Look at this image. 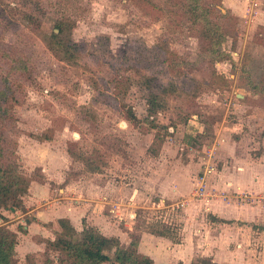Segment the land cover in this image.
I'll list each match as a JSON object with an SVG mask.
<instances>
[{
	"label": "rangeland",
	"instance_id": "obj_1",
	"mask_svg": "<svg viewBox=\"0 0 264 264\" xmlns=\"http://www.w3.org/2000/svg\"><path fill=\"white\" fill-rule=\"evenodd\" d=\"M81 1L87 2V11L75 17L70 32L72 41L81 47L72 59H56L48 47L56 16L45 14L39 28L34 29L32 24L21 20V6L15 4L9 10L7 0H0L4 14L15 21L3 37L5 42L17 41L14 33L17 25L15 28L23 33V40L32 41L29 51L34 56H47L52 65L63 66L70 74L68 85L56 84L46 70H41L37 84L26 87L23 105L16 108L20 170L34 178L44 167L67 172L68 177L73 178L89 175L95 173L89 170L92 167H87L77 156H71L69 146L72 145L75 153L92 160L98 152L102 157L98 159L100 173L104 177L128 184L132 181V187H138L140 197L134 207L138 227L142 231L154 230L155 234L162 231L164 239L171 242L169 245L180 244L178 248L186 254L177 255L182 256L183 262L191 264L200 258L201 251L209 253L212 247L226 248L229 240L231 250L237 247L238 241L246 243L248 236L243 235V231L236 236L234 230L226 229L221 235V229L209 228L208 222H212L209 213L215 204L238 210L250 205L264 211V190L225 188L212 180L224 163L221 159L224 149L220 146L227 138L236 134L253 137L246 146L241 145L238 155L242 162L247 153L254 157L264 153V93L250 89L249 85L259 82L264 73V0H225L226 4L222 0H208L219 3L222 11L232 16L226 40L220 45L225 55L213 61L207 55L198 57V39L190 30L189 21L168 0H152L164 12L150 19L143 18L133 4L122 1ZM20 7V13L15 15L14 8ZM157 42L166 45L181 63L164 65L156 71L154 74L161 87L154 88L144 86L139 74L127 70L131 79L121 100L133 108L136 124L125 119L119 110L92 99L93 80L98 85L102 74L115 73L107 70L106 64L121 68L112 56H117L126 43L152 46ZM144 73L152 74L147 70ZM239 94L245 98L240 99ZM152 95L160 98L161 107L149 116L147 102ZM79 107L87 109L91 121L86 122L79 116L76 112ZM227 151L226 157L231 159L236 150L229 149L228 145ZM208 159L215 170L206 178V196L194 198L198 177ZM177 170L181 171L182 179L188 178L187 186L173 199L160 203L161 179ZM140 171L146 173L145 176ZM221 210L219 208L217 213L224 214ZM7 215L9 209H1L0 225L14 223L7 222L13 218ZM216 223L224 222L216 220ZM18 230L21 231L19 227ZM192 246L197 248L195 253L185 252ZM43 248L35 247V252L25 256L27 250H32L27 243H22L17 261L56 264L55 253H45ZM239 252L230 253L229 264H264V233L258 242L250 241L248 251L241 255ZM155 259L156 264L163 263L158 253Z\"/></svg>",
	"mask_w": 264,
	"mask_h": 264
},
{
	"label": "trees",
	"instance_id": "obj_2",
	"mask_svg": "<svg viewBox=\"0 0 264 264\" xmlns=\"http://www.w3.org/2000/svg\"><path fill=\"white\" fill-rule=\"evenodd\" d=\"M81 0H7L8 9L15 4L22 7L21 20L39 28L40 19L47 14L56 16L54 28L48 41V47L56 55V59H72L80 49L81 44H76L70 38V32L75 24V17L87 11V2ZM122 3L133 4L138 8L141 16L152 17L163 14L164 9L152 0H118ZM169 4L176 7L181 15L186 16L189 28L198 39L199 54L207 55L209 60L221 59L225 54L220 45L226 40L228 23L232 16L228 11L223 12L217 2L208 0H168ZM21 7L13 13L19 14ZM82 9L81 12L79 10ZM38 15V17L36 16ZM142 21V19H141ZM15 24L0 8V211L1 209L24 210L22 197L27 193L29 184L34 178L25 175L20 170L17 154L18 115L17 106L23 105L28 86L37 84V75L41 70H46L47 75L56 84L69 83L70 74L62 66L52 65L47 56H34L29 51L32 41L23 40V33L16 30L17 41L5 42L4 35L10 30V25ZM28 49V50H27ZM112 58L120 63L106 64L107 70L115 71L114 74H102L100 83L93 80L92 99L119 110L123 117L133 124L137 118L133 108L121 99L126 93L130 83L127 70L139 74L144 86L148 88L161 87L159 78L154 73L160 71L164 65H179L175 54L161 42L152 46L126 43L119 54ZM151 71L148 75L144 71ZM164 73V72H163ZM250 89L264 93V73L259 82H250ZM149 116H153L155 109L161 107V100L156 95L147 102ZM76 112L86 122L92 116L85 107L77 108ZM69 146L71 156H77L92 167L91 172H101L98 162L100 154L95 152V160L89 156L84 158ZM88 160V161H87ZM98 163H97V162ZM102 161V160H101ZM225 222V221H223ZM264 230V226H253ZM19 229L23 231L22 227ZM154 231V230H151ZM159 235H165L157 231ZM18 235L6 225H0V264H21L16 258V244ZM139 236L136 235L132 246L124 245L116 236H107L97 228L83 223V229L76 231L69 227L67 233L55 232L53 239H40L44 243L45 253H55L56 264H153V260L137 250ZM28 259V256L26 257ZM45 261H48L46 258ZM49 261L47 264H53ZM27 264V263H26ZM191 264H220L211 257H200Z\"/></svg>",
	"mask_w": 264,
	"mask_h": 264
},
{
	"label": "crops",
	"instance_id": "obj_3",
	"mask_svg": "<svg viewBox=\"0 0 264 264\" xmlns=\"http://www.w3.org/2000/svg\"><path fill=\"white\" fill-rule=\"evenodd\" d=\"M222 3L226 4V1L222 0ZM238 96L242 100L245 98V95L239 94ZM258 116L260 117V115ZM236 135L233 138H227L221 144V149H224L221 153V159L224 163L221 170L214 174L212 180H215L219 186L223 184L225 188L239 186L248 191H263L264 153L255 157L247 153L242 162V159H239L240 155H238L241 153V145H245L248 141L250 143L253 137L245 134ZM228 145L229 149L236 150L231 159L226 157L229 153L227 151ZM140 172L145 176L146 173ZM39 173V176L31 180L27 193L22 197L25 209L19 211L11 209L9 215H7V217H13L7 222L11 223L13 221L14 223L11 225L7 223L6 226L18 235V242L15 247L17 257L21 252L22 243H27L29 249L32 250H27L25 252L26 256L35 252V247L38 249L44 247V243L39 242L40 239H53L55 232L67 233L69 227L81 231L85 222L87 225L97 228L104 235L116 236L126 246H129L128 243L131 242V239L134 241L135 236L138 235V252L149 256L154 261L153 264H156L155 253H158L159 261L163 262L161 264H171L173 262L189 264L187 261H182V256L177 255L184 253L181 248H178L181 246L180 244L169 245L168 243L171 242L164 239V235L155 234L152 231H142L138 227L134 207L137 206L140 194L136 185L132 187V181H129V184L124 181L117 182L111 178L108 179L107 176L104 177V174L100 172L73 178L68 177L67 172L56 171V169L52 171L47 167L40 168ZM179 173H181L179 170L172 171L171 174L164 175L161 179L159 183L160 203H164L166 199H173L182 188L187 186L188 178L182 179ZM128 174L131 175L132 173ZM117 201L123 207L122 220H117L110 212V204ZM219 208L222 209L221 213H225H217ZM211 211L209 217L212 222H208L210 224L209 228L221 229V235L226 229L228 231L229 229L234 230L236 236L243 231V235H247L248 239L244 244L242 241H238L237 247L233 248L234 250H231L229 240L226 248L212 247L209 253L201 251L200 256L197 255L198 257H211L220 264H229V261L232 260L230 255L232 251H241L238 253L241 255L248 251L250 241L253 240V244L258 242L262 237V233H264V230L260 231L258 228L253 227L254 225H264V211L257 206L246 205L238 210L230 206L220 207L219 204H215ZM216 220L225 222L218 224ZM19 225H21L23 231L18 230ZM190 225L192 224L190 223ZM185 230H188L187 227ZM162 240L163 242H161ZM133 241L130 246H132ZM159 242L160 245H158ZM160 246H166L167 249L166 247L161 249ZM182 246L185 247L184 244ZM186 249L191 251H185L187 253L197 251V248L195 249L193 246Z\"/></svg>",
	"mask_w": 264,
	"mask_h": 264
},
{
	"label": "built area",
	"instance_id": "obj_4",
	"mask_svg": "<svg viewBox=\"0 0 264 264\" xmlns=\"http://www.w3.org/2000/svg\"><path fill=\"white\" fill-rule=\"evenodd\" d=\"M212 153H210L208 156H210ZM215 170L214 165L212 164L211 159H208L204 164V169L201 172L200 176L198 177V184L195 189V192L193 193L194 198L195 197H205V184H206V178L207 176L212 173V171ZM122 205L119 202H113L110 204V212L114 218L117 220H122Z\"/></svg>",
	"mask_w": 264,
	"mask_h": 264
}]
</instances>
